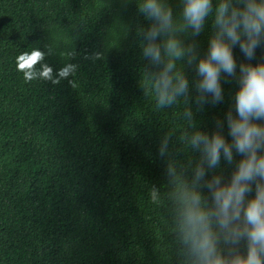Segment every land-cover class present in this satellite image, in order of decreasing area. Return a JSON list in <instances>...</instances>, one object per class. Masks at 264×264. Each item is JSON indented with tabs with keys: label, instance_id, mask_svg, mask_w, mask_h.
Wrapping results in <instances>:
<instances>
[{
	"label": "trees",
	"instance_id": "trees-1",
	"mask_svg": "<svg viewBox=\"0 0 264 264\" xmlns=\"http://www.w3.org/2000/svg\"><path fill=\"white\" fill-rule=\"evenodd\" d=\"M147 26L135 0H0V264H177L167 207L149 190L165 182L159 138L179 121L142 89ZM34 48L51 49L54 72L75 52V87L25 81L17 57ZM224 89L197 114L202 130L229 110L237 85Z\"/></svg>",
	"mask_w": 264,
	"mask_h": 264
},
{
	"label": "clouds",
	"instance_id": "clouds-1",
	"mask_svg": "<svg viewBox=\"0 0 264 264\" xmlns=\"http://www.w3.org/2000/svg\"><path fill=\"white\" fill-rule=\"evenodd\" d=\"M135 2L148 22L136 33L147 62L142 89L156 110L176 109L179 121L159 138L165 182L149 190L154 205L167 207L177 264H264V61L251 63L264 49V0H177L176 11L170 0ZM237 48L248 62H238ZM52 54L24 52L17 68L27 82L75 87V52L55 72L45 62ZM232 81L229 110L213 131L202 130L197 114L223 103Z\"/></svg>",
	"mask_w": 264,
	"mask_h": 264
}]
</instances>
